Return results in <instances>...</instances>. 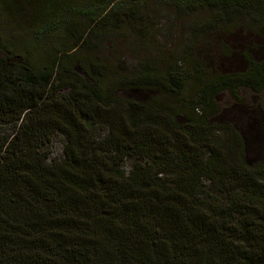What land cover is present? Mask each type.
Wrapping results in <instances>:
<instances>
[{
	"label": "trees",
	"instance_id": "16d2710c",
	"mask_svg": "<svg viewBox=\"0 0 264 264\" xmlns=\"http://www.w3.org/2000/svg\"><path fill=\"white\" fill-rule=\"evenodd\" d=\"M15 1L0 0V124L19 125L12 138L0 141V264H264L263 163H248L242 155L240 161L248 170L222 177L229 184L238 182L228 190L241 186L260 193L259 200L211 203L209 197L199 196L205 192L202 178L219 171L221 158L207 162L202 155L197 163L191 154L197 144L175 137L162 140L159 131L169 129L157 117L162 111L148 100L133 104L130 97L154 89L131 88L122 92L128 96L116 95L94 68L79 62L72 69L85 77L75 81L82 80L79 88L59 98L39 93L41 86L53 85L61 68L50 64L39 69L35 60L40 56L56 60L71 53L58 40L65 24L73 26L75 18L91 15L93 28L106 11L128 15L145 0H108L92 9L81 5L53 19L45 16L57 8V0H24L44 18L32 32L36 40L49 30L54 34L53 43L45 47L22 40L21 48L17 27L4 25L2 18ZM174 1L179 8L198 4L236 11L264 4V0ZM220 31L205 34L195 48L202 81L237 80L264 91V34L249 31L254 40L242 44L239 36L226 44ZM236 55L246 64L245 71L217 74V68L225 61L232 63ZM158 89L153 91L154 101L165 97ZM121 102L132 110L119 108ZM244 104H237L239 110ZM150 109L153 118L147 122ZM207 110L204 105L199 118H184L178 128L186 126L184 132L192 135L195 128L221 127L217 125L225 108ZM99 120L109 123L111 132L97 141L89 122ZM236 127L231 121L222 126L242 144ZM58 130L68 140L64 158L49 163L44 145ZM207 147L206 141L203 148ZM147 154L153 155V162L138 161L127 175L122 168L125 159Z\"/></svg>",
	"mask_w": 264,
	"mask_h": 264
},
{
	"label": "rangeland",
	"instance_id": "374dc122",
	"mask_svg": "<svg viewBox=\"0 0 264 264\" xmlns=\"http://www.w3.org/2000/svg\"><path fill=\"white\" fill-rule=\"evenodd\" d=\"M57 1V8L45 18L53 19L73 7L82 5L86 9H92L97 4L108 2V0ZM177 2L145 0L138 7L133 8L128 15L123 12L107 15L106 11L93 28L94 20L91 15L75 18L73 26L65 24L58 35V40L63 42L62 48L71 49V53L56 60L48 56H40L35 60L39 64V69L50 64H58L61 68L53 80V85L49 88L41 86L43 90L40 89L39 93L59 98L68 96L75 87L79 88L82 80L78 84L75 81L85 77L75 74L72 70L79 62H86L88 67L94 68L98 79L106 87L114 88L116 95L128 96V93L122 92L131 88L148 90L160 88L162 90L160 93L165 97L157 101L152 99L156 96L154 90L147 93L142 91L141 94L132 93L134 95L130 97L132 103H138L139 99L148 100L147 103L151 107L162 111L157 117L169 128L159 131L158 135H161L162 140L175 137L187 140L186 143L197 144L191 152L197 163L202 155L207 162L213 161L216 157L221 158L219 171H209L202 178V190L205 192H199V196L209 197L211 203L218 205H226L234 198L237 202L247 204L251 200L250 197L259 200L262 196L260 193H250L241 186L233 191L228 190V187L237 186L238 182L236 179L232 182L226 180L230 182L229 184L223 182L222 177L239 175L238 171L248 170L240 161L242 155L248 163L264 164V91L242 85L237 80L203 82L199 66L195 61L197 60L195 56H198L195 48L203 36L213 30L221 29L219 35L223 32L222 38L226 44L229 40L239 39V36L243 38L242 44L244 41L248 43L254 40L251 35L253 31L264 34V4L236 11L209 8L198 4L179 8ZM2 18L4 25L17 27L16 39L20 48L23 46L22 40L30 45L33 43L36 47H45L50 43L49 41H52L54 32L51 30L39 42L36 40L37 36L32 32L37 28V23L44 18L37 15L32 6L24 0L11 2L9 10ZM242 27L247 31H242L240 29ZM236 51L238 52L239 49ZM259 56L261 57L262 54ZM217 69L219 75L230 71L242 72L245 71L246 64L240 62L236 55L232 63L225 61ZM122 81L127 82L126 86H121ZM242 98L245 100L243 101ZM243 102L244 107L239 110L237 104ZM121 103L118 105L119 108L130 109L127 104ZM204 105L208 106L207 112H210L209 109L213 110L215 106L225 108V113L220 117L217 126H224L231 121L237 126V132H241L239 134L242 144L238 143L234 132L222 126L202 131L194 127L192 135L184 132L188 131V127L178 128L185 123L184 118H199ZM148 114L145 118L150 122L153 118L151 109ZM89 123L92 137L97 141L109 136L111 132L109 123L103 120ZM18 126L15 123L0 124V141L4 142L12 138ZM180 132L183 133L177 134ZM203 138H206L205 142L209 143V147L203 148L205 145ZM67 141L65 133L61 130L52 134L44 145L45 151L50 153L47 160L49 163L64 158ZM152 157L151 154L144 157L129 156L125 159L122 168L128 175L136 162L150 165L153 162ZM169 158L172 159V155H169Z\"/></svg>",
	"mask_w": 264,
	"mask_h": 264
},
{
	"label": "water",
	"instance_id": "95a60500",
	"mask_svg": "<svg viewBox=\"0 0 264 264\" xmlns=\"http://www.w3.org/2000/svg\"><path fill=\"white\" fill-rule=\"evenodd\" d=\"M246 139V138H245Z\"/></svg>",
	"mask_w": 264,
	"mask_h": 264
}]
</instances>
